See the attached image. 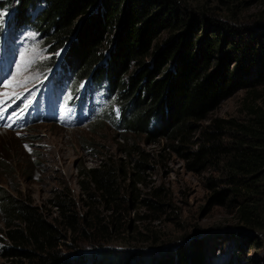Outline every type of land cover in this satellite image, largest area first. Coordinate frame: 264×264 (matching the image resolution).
Wrapping results in <instances>:
<instances>
[{"label":"trees","instance_id":"16d2710c","mask_svg":"<svg viewBox=\"0 0 264 264\" xmlns=\"http://www.w3.org/2000/svg\"><path fill=\"white\" fill-rule=\"evenodd\" d=\"M218 1L225 6L219 9L222 18L214 16L218 7L190 0H0V8L13 10L17 25L44 36L48 52L65 49L62 61L74 84L90 77L104 89L108 80L120 104L125 154H107L81 168L86 211L76 214L67 195H58V224L0 187L6 239L1 264H208L200 249L171 245L146 253L107 252L102 245L72 257L60 252L75 235L77 241H108L132 203L153 212L167 206L160 188L151 198L137 192L148 157L131 141L134 135L164 139L189 170L212 169L204 208L223 207L241 228L243 243H258L252 234L264 230V8L247 23L242 11L264 0ZM239 90L246 95L237 116L211 117ZM7 166L0 157V168ZM150 241L159 238L152 234ZM232 243L242 255L243 245Z\"/></svg>","mask_w":264,"mask_h":264},{"label":"rangeland","instance_id":"374dc122","mask_svg":"<svg viewBox=\"0 0 264 264\" xmlns=\"http://www.w3.org/2000/svg\"><path fill=\"white\" fill-rule=\"evenodd\" d=\"M190 1L218 7L214 9V16L223 17L219 9L225 6L218 0ZM42 7L43 4L37 5V9ZM263 8L264 2L252 3L242 11L245 15L242 21L247 23L250 14ZM4 15L5 10H1L0 22ZM4 32L0 42V72L3 73L0 91H7L2 85L15 74L22 54L31 63L18 77L21 80L29 77L23 87L16 89L19 95L0 105L6 109L0 119V157L8 164L0 168V187L12 197L27 199L42 211L47 221L58 224L60 210L55 206L58 195H67L76 214L86 211L87 196L79 183L82 167L95 166L100 157L107 154L125 158L120 128H115L107 119L94 121L96 116L91 115V112L96 115L100 109H108L107 106L120 107L118 96L112 94V98L106 99L102 90L98 89L95 94L92 93V102L89 101L92 107L89 104L76 108L69 106V103L66 104V92L51 93V79L45 69L49 67L47 60L53 53H49L47 45H43L44 36L30 26L13 30L6 26ZM245 95V90L237 91L224 100L211 117L237 116ZM20 104L24 109L20 108ZM36 115L49 119L32 121ZM52 118L59 119L61 123ZM131 141L148 157L143 182L135 185L137 192L141 197L151 198L153 189L160 188L167 206L160 212H153L142 203H132L108 241H77L75 235L74 242L66 241L61 247L63 255L72 257L79 251L89 253L100 249L98 245H102L107 252L121 254L156 252L159 247L171 245L176 250L177 246L200 249L205 252L208 264H235L237 261L245 264L246 259H250L252 264H264V230L253 232L254 238L258 239L257 244L254 241L243 243L244 237L238 235L241 228L237 227L226 209L217 205L208 210L204 208L212 193L206 184L207 178L215 175L212 169L189 170L182 156L166 147L168 142L164 139L151 141L143 135H134ZM128 183L130 181L126 180L125 184ZM103 208L99 206L98 210L103 211ZM4 222L0 208V251L6 242L2 235ZM60 228L61 233H66L64 225ZM152 234L159 238L155 244L150 241ZM141 238H148L149 241H142ZM234 241L243 245L242 255H238L232 243ZM165 254H171L170 250ZM3 261L0 256V264Z\"/></svg>","mask_w":264,"mask_h":264},{"label":"snow or ice","instance_id":"6c2138e0","mask_svg":"<svg viewBox=\"0 0 264 264\" xmlns=\"http://www.w3.org/2000/svg\"><path fill=\"white\" fill-rule=\"evenodd\" d=\"M30 63L31 61L26 60L24 58V54H22L21 62L17 64L15 74L11 78L7 79L2 85V87L7 89V91H0V105L7 103V101L19 95L16 89L23 87L28 82L29 77H24L23 80L19 79L18 77L23 75V72L27 70V67L30 65ZM4 111H6V109L0 107V119L3 118L2 113ZM8 126L10 127V125Z\"/></svg>","mask_w":264,"mask_h":264},{"label":"clouds","instance_id":"9594fccd","mask_svg":"<svg viewBox=\"0 0 264 264\" xmlns=\"http://www.w3.org/2000/svg\"><path fill=\"white\" fill-rule=\"evenodd\" d=\"M108 82V80H107ZM108 86H109V83H108ZM110 91V90H109ZM111 92V91H110ZM112 93V92H111ZM113 94H117L116 92H114ZM122 118V117H121ZM109 121L111 122V119H109ZM120 125H121V119H120V123H118L117 126H114L115 128L119 129L120 128Z\"/></svg>","mask_w":264,"mask_h":264},{"label":"bare ground","instance_id":"6f19581e","mask_svg":"<svg viewBox=\"0 0 264 264\" xmlns=\"http://www.w3.org/2000/svg\"><path fill=\"white\" fill-rule=\"evenodd\" d=\"M87 91H88V94L91 96L92 93L94 92V88L93 87H90V89H87Z\"/></svg>","mask_w":264,"mask_h":264}]
</instances>
